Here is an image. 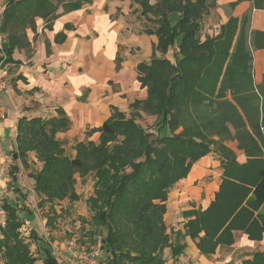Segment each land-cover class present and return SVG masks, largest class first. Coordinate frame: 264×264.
<instances>
[{
  "label": "trees",
  "instance_id": "1",
  "mask_svg": "<svg viewBox=\"0 0 264 264\" xmlns=\"http://www.w3.org/2000/svg\"><path fill=\"white\" fill-rule=\"evenodd\" d=\"M92 1L5 0L0 15V69L22 63L14 52L30 51L28 30L37 32L38 19L44 28H51L62 13ZM133 1L146 21L144 32L158 37L157 50L162 53L137 65L147 96L130 103L129 112L112 106L111 116L87 132L90 137L98 131V141L78 142L74 157L57 137L72 125L63 108L51 117L22 116L12 159L29 168V152L36 153L41 166L29 176L48 200H79L76 176L94 178V191L87 199L93 215L83 231V237L92 241L82 238V242L90 246L101 242V264H165L166 249L177 259L186 247L182 242L186 236L206 256L214 254L219 244H232L234 230L253 237L255 227L260 238L264 79L259 85L254 82L252 51L264 50V31L251 30L247 13L241 19L230 17L214 35L203 34L204 20L217 0ZM253 3L264 8V0ZM144 115L155 117L153 130L140 123ZM230 138L238 141L248 156L246 162L240 163L224 144ZM212 150L224 168L215 199L205 210L190 211L194 218L185 223L184 231L169 228L164 220L169 192ZM19 168L11 169L13 181ZM4 206L8 215L0 233L2 264H59L47 238L33 229L29 240L21 236L23 218L17 202L5 199ZM97 235L101 238L95 240ZM242 264H264V252Z\"/></svg>",
  "mask_w": 264,
  "mask_h": 264
},
{
  "label": "crops",
  "instance_id": "2",
  "mask_svg": "<svg viewBox=\"0 0 264 264\" xmlns=\"http://www.w3.org/2000/svg\"><path fill=\"white\" fill-rule=\"evenodd\" d=\"M4 4L5 0H0V15ZM247 13L251 15V30L264 31V8H255L253 0H217V6L204 20L203 34L214 35L230 17L241 19ZM37 21V32L28 30L30 51L14 52V58L22 63H9L2 70V79L9 89L0 91V109L5 113L0 123V167L7 171L0 182V192L17 205L23 199L21 192H26L21 188L20 177L13 181L10 168L11 164L23 167L19 159L13 160L11 156L17 147L19 119L25 115L51 117L58 108H63L72 125L68 131L58 132L57 137L67 141L65 149L71 146L72 155H68L74 157L78 142L98 141V131L90 137L87 132L100 127L111 116L112 106L129 112L130 103L147 96V89L138 79L137 65L148 62L154 55L162 56L157 50L158 37L144 32L146 21L139 4L133 0H93L62 13L51 28H44L43 20ZM252 54L254 82L259 85L264 79V50L253 49ZM224 144L235 152L240 163L247 161L237 141L225 139ZM29 157L36 159L35 152H29ZM223 171L214 150L192 166L187 177L169 192L164 215L169 228L184 231L185 223L194 218L190 211L209 207L219 190ZM29 180L33 184L31 176ZM87 182L93 192L91 175ZM79 184L78 178L76 187ZM259 211H264V204ZM251 232L253 237L244 230H234L233 243L219 244L210 256L202 254L196 242L186 236L182 239L186 247L177 259L166 249L165 264H242L264 252V231L260 238L255 227Z\"/></svg>",
  "mask_w": 264,
  "mask_h": 264
},
{
  "label": "rangeland",
  "instance_id": "3",
  "mask_svg": "<svg viewBox=\"0 0 264 264\" xmlns=\"http://www.w3.org/2000/svg\"><path fill=\"white\" fill-rule=\"evenodd\" d=\"M155 1L156 0H152L153 3ZM7 67L8 64L4 65L2 68L5 69ZM154 122H155V117L147 116V115H144L143 119H141L140 121V123L146 129H150V130H153ZM66 142L67 141H65V143ZM66 146L69 145L66 144ZM261 147H262V157L264 158V141ZM71 148H72L71 146L67 147L66 152L69 155H72ZM29 165H30L29 168L21 167L19 168V171H17V177L18 178L20 177V180L22 182H25L27 185L31 187L34 186V191L27 189L25 193L21 192V195L25 197H23V199H19L22 205V207H19V213L21 217L27 220L28 224L30 225V226L27 225L25 226L23 222V225L20 228L21 236L24 239L29 240L31 230L25 229V228H29L35 230L37 233L44 236L45 238L48 237L52 240L62 241L64 239L71 238L75 234L78 235L79 237H82L85 241L91 240V239L88 240L86 236L83 237V231L89 228V223L93 215V212L87 201L88 197L91 196L93 193L91 185L88 182L86 183V179L82 180L81 177L77 175L76 176L77 182L79 178L80 184L78 185V187L75 186V188L77 193L80 195L79 200H72L69 197L55 198L53 200H48V198L45 195L40 194L36 191L35 183L33 182L32 184L31 181L29 180V173L32 170L39 169L41 163L36 158V159H31L29 161ZM10 168L11 169L13 168V164L10 165ZM92 179H93V191H94L95 180L93 177ZM17 191L20 192L19 190ZM50 220L53 222L52 225L49 224ZM83 227H85L84 230H82ZM100 238H101L100 235L94 237L95 240H98ZM31 249L34 252H36V244L34 242H32ZM0 264H2L1 258H0Z\"/></svg>",
  "mask_w": 264,
  "mask_h": 264
},
{
  "label": "built area",
  "instance_id": "4",
  "mask_svg": "<svg viewBox=\"0 0 264 264\" xmlns=\"http://www.w3.org/2000/svg\"><path fill=\"white\" fill-rule=\"evenodd\" d=\"M2 42V36L0 35V46ZM2 70L0 69V91L8 90V83L2 79ZM5 118V113L0 109V123ZM6 168L0 167V182L6 175ZM21 188L26 190L30 189L34 191V186H29L25 182L21 181ZM15 199V197H14ZM4 194L0 192V232L6 226L7 222V210L4 206ZM18 201V200H17ZM18 205L21 206V202L18 201ZM25 226H30L27 222H24ZM26 230H31L25 228ZM25 231V230H24ZM48 243L52 249V252L59 264H101L104 259V251L101 247V242L98 241L94 245L82 242V237L73 235L71 238L64 239L62 241L52 240L47 237Z\"/></svg>",
  "mask_w": 264,
  "mask_h": 264
}]
</instances>
